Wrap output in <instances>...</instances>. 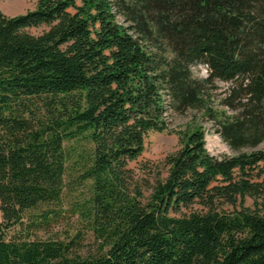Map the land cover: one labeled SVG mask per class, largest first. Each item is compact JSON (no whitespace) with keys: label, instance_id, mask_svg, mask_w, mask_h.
Segmentation results:
<instances>
[{"label":"trees","instance_id":"16d2710c","mask_svg":"<svg viewBox=\"0 0 264 264\" xmlns=\"http://www.w3.org/2000/svg\"><path fill=\"white\" fill-rule=\"evenodd\" d=\"M218 82L229 83L220 98ZM187 111L166 176L144 181L130 162L147 134ZM196 114L237 153L211 155ZM260 164L264 0H34L0 10V264H264V214L243 205L264 201ZM79 188L70 209L94 238L86 254L79 230L38 235Z\"/></svg>","mask_w":264,"mask_h":264},{"label":"rangeland","instance_id":"374dc122","mask_svg":"<svg viewBox=\"0 0 264 264\" xmlns=\"http://www.w3.org/2000/svg\"><path fill=\"white\" fill-rule=\"evenodd\" d=\"M34 6V0H0V10L6 14H16L24 12L28 8ZM120 21L123 18L117 15ZM30 33H38L42 26H28L25 27ZM194 74L198 77H205L207 75L206 67L202 64H197L192 67ZM218 89L216 90V97L220 98L223 91L227 89L229 83L218 82ZM194 111H187L183 114L173 113L169 114V130L163 132H149L146 136V147L142 155L135 161L130 162V167L135 171L137 175L143 178L146 182H153V179L160 175L166 176L167 166L165 164V158L168 154L175 152L179 148L178 135L175 130L185 129L186 125L191 121L194 116ZM196 117L205 128V148L207 151L216 157H222L224 155H234L237 151L232 150L215 131L212 123L207 119L199 118L200 115L196 114ZM251 149H245L244 151H250ZM254 180H261L264 177V166L259 165L254 170ZM66 190L63 198V204L60 206V216L56 222H53L49 227L38 231V235L43 238H60L67 239L73 236L76 231L83 232L81 254H86L95 247L94 238L89 232H85L83 224L78 219L77 215L72 214L70 205L73 200L78 198L80 191ZM148 192V191H147ZM145 192V195L148 194ZM245 207L251 210H256L260 214H264V201L259 199L258 204H255L251 196H246L243 202ZM222 208L229 212L233 210V206L224 204ZM239 208V205H237ZM1 221V213H0Z\"/></svg>","mask_w":264,"mask_h":264}]
</instances>
